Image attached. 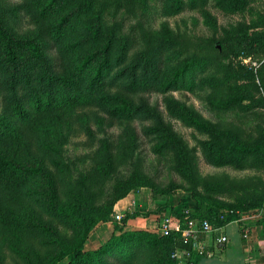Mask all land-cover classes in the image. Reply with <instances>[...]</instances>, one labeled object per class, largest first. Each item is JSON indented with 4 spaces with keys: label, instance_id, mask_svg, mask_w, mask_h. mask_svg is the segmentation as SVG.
<instances>
[{
    "label": "trees",
    "instance_id": "obj_1",
    "mask_svg": "<svg viewBox=\"0 0 264 264\" xmlns=\"http://www.w3.org/2000/svg\"><path fill=\"white\" fill-rule=\"evenodd\" d=\"M251 1L215 0V4L243 13ZM206 2L0 0V87L12 92V100L0 107V203L9 196L16 199L11 194L14 192L33 199L38 208L37 213L24 219L16 216L20 228H24L17 229L19 236L10 243L11 256L19 260L16 264H112L106 260L109 256L118 260L112 247L126 251L123 260L129 263L134 257L132 249L128 254L130 245L144 237L157 245L152 264H176L171 254L180 245L177 234L122 231L125 213L115 229L120 231L118 235L111 234L94 250L84 249L93 226L107 221L113 204L139 187L157 192L155 198L163 202L162 208L170 194L184 189L188 203L177 208L169 205L171 211L178 214L183 208H194L198 217L214 227L237 221L242 211L264 209V178L251 174L245 179L226 177L217 185L207 181L198 172L194 149L161 116L140 132L153 141L154 152L169 151L168 167L181 178L180 184L169 181L160 187L144 172L137 157L131 159L126 174L103 187L139 146L132 127L100 143L90 155L91 169L69 181L67 187H62L56 177L57 161L48 167L22 168L15 149L9 155L2 144L8 143V138L19 141L21 128H27L39 136L45 150H56L74 126L93 119L91 110L103 112V116L94 117L100 128L148 114L142 94L149 93L162 94L165 111L182 124L203 126L191 104L169 96L172 91L201 89L211 107L257 118L251 129L230 120L222 123L217 148L205 151L209 160L237 169L264 171V9L248 20L242 18L220 29L215 25L206 36L174 34L168 28L153 26V15L203 8ZM119 9L136 19L130 34H122L118 25L104 20L105 14L113 16ZM243 56L257 65L241 63ZM32 177H41L42 181H38L39 187L26 189ZM208 188H218L219 193L235 192L234 200L210 202L202 195ZM5 189L10 195L3 197ZM263 220L264 215L254 225L260 247L264 245ZM197 260L195 254L186 264H196Z\"/></svg>",
    "mask_w": 264,
    "mask_h": 264
},
{
    "label": "rangeland",
    "instance_id": "obj_2",
    "mask_svg": "<svg viewBox=\"0 0 264 264\" xmlns=\"http://www.w3.org/2000/svg\"><path fill=\"white\" fill-rule=\"evenodd\" d=\"M156 5V7L159 6V4ZM245 9L243 13H239L238 11H231L216 5L215 0H207L203 8L186 9L169 15H153V26L159 30H163L164 27L166 29L168 28L174 34L177 32H186L197 36H206L212 33L215 25L220 29L236 20L253 18L257 14L256 11H262L264 9V0L251 1ZM104 20L109 25H118L119 31L124 35L131 33L133 23L136 21L135 17L127 14L125 9H119L113 16H106L105 14ZM169 96L184 101L186 104H191L200 114L203 126H187L182 124L179 120L169 116L165 111L166 102L163 101L162 94L149 93L142 94V97L146 101L148 114L124 121H116L109 128H100L95 123L94 117L103 116L104 114L103 112H94V110H91L89 111V115L92 114L93 119L83 126H74L73 130L65 138L63 143L57 146L56 150H50V152L45 150L38 141L39 136L27 128H21V139L19 141L8 138V143L3 142L2 144L7 147L9 155H13L15 149L17 161L22 168L35 169L38 166L48 167L50 162L57 161V166H55L56 177L58 181L62 182V187H67L69 181H74L91 169L93 164L90 160V155L100 143L106 140L107 137L111 135L116 137L125 128L132 127L138 135V140L140 141L139 146L117 167L116 172L105 180L103 187L107 188L116 177L126 174L127 170L130 169L129 163L131 159L135 160L137 157L140 159V163H142L144 172L160 187H163L169 181L180 184L182 183L181 178L168 167L169 157L167 154L169 151L154 152L151 149L153 141L144 137L140 132L143 126L157 119V116H161L168 120L172 124V128L181 135L187 145L194 149L197 154L198 172L207 181L217 185L219 181L225 182L226 177L231 178L230 180L245 179L250 177L251 174H258L264 178L263 170L237 169L226 163H220V165L218 163H212L209 160L210 158H208V153L205 152L207 148L210 151L212 148H217V144L219 143L217 138L219 136L218 127L222 126V123L230 120L246 129H251L257 120L256 117L229 110L220 111L211 107L203 99V91L201 89L172 91ZM11 100L12 92L0 87V107L5 102ZM147 115L150 117L143 118ZM127 151L129 150L127 149ZM38 181H42L41 177L38 180L35 177L30 178L27 182L26 189L39 187V184H37ZM208 189L202 195L207 197L210 202L218 204L220 202L229 203L234 200L235 192L227 194L217 192L218 188H214L213 190ZM5 191L7 194L5 196L3 195V197L10 195L9 190L7 191L5 189ZM12 193L16 199L9 196L7 200L2 202L3 204L0 203V260H4L3 264H16L19 262L17 257L11 256L13 253L10 251L13 249L10 243H13L16 237L19 236L17 229H24L20 228L21 226L16 216L18 215L19 219H24L28 215L38 212L37 203L33 199L26 196H19L14 192ZM155 195H157V192H153L148 187H139L130 190L124 196L123 200L116 201L113 204L109 219L107 221L97 222L89 231L84 241V249L89 251L94 250L105 243L111 234L118 235L120 231L115 229H118L125 215L127 219L134 218L139 221L130 224L128 230L141 229L156 234L161 218L172 213L169 205L177 208L183 202L188 201L187 192L184 189H179L169 195L168 202L162 208L161 206L164 205L162 204L163 202L157 200ZM189 203L191 204V201ZM202 205H205V203ZM124 206L125 215L122 213L116 219L115 213H120L117 208ZM259 209L261 208L242 211L239 213L238 219L253 213H256L258 216L260 214L258 212ZM134 213H137L136 215L139 217L135 218ZM155 214L158 215L154 217ZM263 215L264 209H262ZM145 217L149 219V222L141 219ZM241 225L243 228L245 227V223L242 222ZM243 228L239 227L240 233L243 232ZM218 234L217 231L212 232L213 237ZM146 238L144 237V239ZM144 239L135 241L130 245L131 248L128 250V254L132 249L134 257L129 263L123 260L126 251L120 250L118 252V247L111 248L112 254L117 256L118 260L115 261L114 256L106 257V260L112 264H152L157 256V245L151 244L149 239ZM254 245L255 251H259V249H263L264 251V245L260 247L257 241H255ZM133 246L136 250L133 249ZM189 258H193L192 255Z\"/></svg>",
    "mask_w": 264,
    "mask_h": 264
},
{
    "label": "crops",
    "instance_id": "obj_3",
    "mask_svg": "<svg viewBox=\"0 0 264 264\" xmlns=\"http://www.w3.org/2000/svg\"><path fill=\"white\" fill-rule=\"evenodd\" d=\"M117 210L124 214L125 206L117 208ZM136 214L134 213V217H139ZM157 215L155 214L154 217ZM262 217L257 216L256 213L241 217L237 221L234 220L220 226L217 236H212V232L216 231H210L211 234L208 233L199 240L197 239L192 245L191 251L192 257L196 253L198 255L196 264H264L263 249H259V251H255L254 249L256 241L254 225L257 221H261ZM141 219L149 222L147 217ZM133 222L139 221L134 218H128L122 230H128L130 228L129 225ZM242 222L245 223L244 228L241 225ZM261 226L264 230V220L261 222ZM239 227L244 229L243 234L240 233ZM221 234H225L227 237L225 244L217 241V237Z\"/></svg>",
    "mask_w": 264,
    "mask_h": 264
},
{
    "label": "built area",
    "instance_id": "obj_4",
    "mask_svg": "<svg viewBox=\"0 0 264 264\" xmlns=\"http://www.w3.org/2000/svg\"><path fill=\"white\" fill-rule=\"evenodd\" d=\"M240 61L250 67L257 65L256 61L252 60L249 56L240 57ZM258 212H260L258 216L262 217V209H259ZM121 214L115 213V218L118 219ZM219 228L214 227L208 220L198 217L194 208L186 207L178 214L172 212L162 217L157 227V234L162 236L170 233L177 234L180 245L174 248L171 257L175 259L176 264H186L194 242L210 231H219ZM217 241L225 244L227 242L226 235H219ZM186 246H189L190 249Z\"/></svg>",
    "mask_w": 264,
    "mask_h": 264
}]
</instances>
